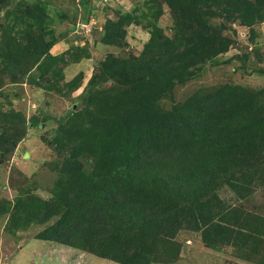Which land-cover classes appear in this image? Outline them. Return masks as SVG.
Instances as JSON below:
<instances>
[{
	"label": "trees",
	"instance_id": "obj_1",
	"mask_svg": "<svg viewBox=\"0 0 264 264\" xmlns=\"http://www.w3.org/2000/svg\"><path fill=\"white\" fill-rule=\"evenodd\" d=\"M90 1H76L85 12L81 23L89 22ZM48 4L0 0V75L9 82L40 86L37 73L61 77L54 67L66 59L50 53L60 33L47 28ZM162 5L172 17V36L155 23ZM145 6L140 14L118 9L116 19H106L104 44H120L126 27L142 19L149 38L137 55L109 54L99 63L96 79L111 84L91 81L83 106L53 136L60 159L50 163L57 175L51 199L17 187L12 204L0 199V215L9 214L6 229L54 218L36 238L120 264L177 259L173 238L189 229L207 247H230L233 256L264 264V214L224 207L219 194L226 188L246 199L264 187V89L223 84L168 108L161 104L200 65L228 50L229 22L264 20V0H148ZM28 19L34 24L17 31ZM16 117L1 113L0 144ZM30 124L39 121L31 117Z\"/></svg>",
	"mask_w": 264,
	"mask_h": 264
},
{
	"label": "rangeland",
	"instance_id": "obj_2",
	"mask_svg": "<svg viewBox=\"0 0 264 264\" xmlns=\"http://www.w3.org/2000/svg\"><path fill=\"white\" fill-rule=\"evenodd\" d=\"M47 1V28L60 33L50 53L63 55L66 59L54 67L60 69L61 77L48 73L42 77L37 73L35 78L40 86H36L12 83L7 74L0 75V115L2 112L20 113V117L7 125L4 133L7 139L0 144V199H7L10 204L14 201L17 187L51 199L57 175L50 168V163L60 159L52 142L57 127L83 106L82 98L92 87L91 81L95 87L111 84L110 81L100 83L96 79L101 61L109 54L137 55L149 38V30L143 28L147 19H142L141 24L126 27V36L120 44L100 41L106 19H116V10H135L140 14L147 11L145 2L148 0H91L89 7L93 9L87 26L79 22L85 18V12L77 8L76 0ZM216 19L214 21H221V18ZM155 23L165 34L173 35V21L167 6L162 5V13ZM29 24L33 25L34 21L28 19L20 23L17 31H24ZM33 28L36 30L38 27L34 25ZM223 34L233 40L228 50L200 65L196 76L177 84L172 95L161 101L163 107L181 103L198 89L210 90L223 84L264 89V20L251 26L234 20L223 29ZM16 35L22 44L30 43L28 37L17 32ZM31 117L37 118L39 124L31 125ZM260 175L264 181V165ZM219 194L224 207H243L264 214L263 186L246 199H238L226 188ZM8 218V213L0 215V264H120L73 246L36 238L54 218L44 223L32 220L22 228V222L18 221L15 227L6 229ZM173 240L178 246L177 259L168 262L162 257L148 264H255L233 256L230 247L221 250L207 247L200 232L194 230L180 229Z\"/></svg>",
	"mask_w": 264,
	"mask_h": 264
},
{
	"label": "built area",
	"instance_id": "obj_3",
	"mask_svg": "<svg viewBox=\"0 0 264 264\" xmlns=\"http://www.w3.org/2000/svg\"><path fill=\"white\" fill-rule=\"evenodd\" d=\"M76 1H78V0H76ZM88 24L87 23H83V26H87Z\"/></svg>",
	"mask_w": 264,
	"mask_h": 264
}]
</instances>
